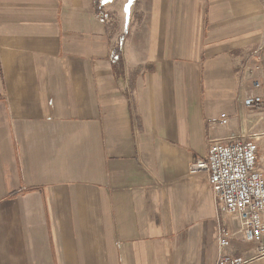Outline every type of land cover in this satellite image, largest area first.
Returning <instances> with one entry per match:
<instances>
[{
	"label": "crops",
	"instance_id": "0c3cea01",
	"mask_svg": "<svg viewBox=\"0 0 264 264\" xmlns=\"http://www.w3.org/2000/svg\"><path fill=\"white\" fill-rule=\"evenodd\" d=\"M241 134L264 0H0V264H264L189 169Z\"/></svg>",
	"mask_w": 264,
	"mask_h": 264
},
{
	"label": "built area",
	"instance_id": "2783aa9c",
	"mask_svg": "<svg viewBox=\"0 0 264 264\" xmlns=\"http://www.w3.org/2000/svg\"><path fill=\"white\" fill-rule=\"evenodd\" d=\"M255 68L261 60L253 55ZM260 81L252 79L254 88ZM244 105L255 108L262 104L260 95L248 93ZM223 125L227 124L225 114L221 115ZM259 146L254 137L241 134L228 140H212L207 145L206 155L190 163L191 173L203 172L208 177L213 199L223 211L237 218L239 230L248 242H256L264 253V177L259 169ZM232 234L227 227H221L217 240L219 255L216 264H243L241 256L229 255L221 249L231 242Z\"/></svg>",
	"mask_w": 264,
	"mask_h": 264
},
{
	"label": "rangeland",
	"instance_id": "374dc122",
	"mask_svg": "<svg viewBox=\"0 0 264 264\" xmlns=\"http://www.w3.org/2000/svg\"><path fill=\"white\" fill-rule=\"evenodd\" d=\"M260 163V162H259Z\"/></svg>",
	"mask_w": 264,
	"mask_h": 264
}]
</instances>
